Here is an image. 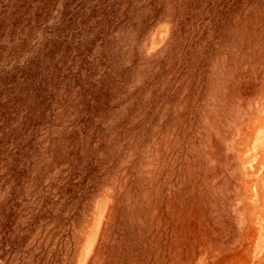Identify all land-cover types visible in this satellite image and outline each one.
Instances as JSON below:
<instances>
[{"label": "rangeland", "instance_id": "rangeland-1", "mask_svg": "<svg viewBox=\"0 0 264 264\" xmlns=\"http://www.w3.org/2000/svg\"><path fill=\"white\" fill-rule=\"evenodd\" d=\"M0 3L24 15L3 44L2 102L25 94L31 56L61 59L28 71L45 78L46 125L15 153L60 216L43 244L0 236V264H104L109 242L139 250L134 264H264V0Z\"/></svg>", "mask_w": 264, "mask_h": 264}, {"label": "trees", "instance_id": "trees-1", "mask_svg": "<svg viewBox=\"0 0 264 264\" xmlns=\"http://www.w3.org/2000/svg\"><path fill=\"white\" fill-rule=\"evenodd\" d=\"M1 1L2 0H0V2ZM7 12L8 10L3 4L0 9V73H8L11 70V68L4 66L2 63L4 60V52L7 50L3 44L8 37L11 36V40L14 38L17 28L24 19L23 5H18L15 10L10 12L11 19L7 17ZM58 56V53H56L54 49H51V53L49 55L46 53L44 59H40V57H35L33 55L29 61L20 65L22 71L19 77L23 80L21 82H24L25 94L21 92L18 98L15 97L18 94L17 90L19 84L17 83L20 80L16 82L17 85L11 87L14 88V90L8 94L7 99L3 102L2 92H0V109L2 106L6 105V110L0 113V120L4 118V122L0 124V165L1 163H12L11 166H7L8 170L5 172L6 180L1 181L0 176V236L1 240L9 242V251H13L16 247L21 246L22 242L32 238L34 234H36L37 237L36 242L41 241L43 244L45 242V238H42L46 226L44 224L45 219L52 220L60 216L53 213L55 210L48 205L50 201L42 202L43 198H46L43 197V194L45 190L50 187V184H47L44 179L39 182L30 181L28 179V173L26 171L23 172L19 167V161H22V159L20 157H15V153H22V149L25 146L23 141L29 131L37 129L40 131V127L46 125L41 110L38 112L35 111L36 108L39 107L37 103L46 100L45 94L47 88L44 86L45 78L38 77L40 75L37 74L32 75L31 72L35 68H39L42 73L46 70L58 69V64H60L61 61ZM30 68L32 71L28 72ZM29 83L31 86L35 85V88L30 89L31 87H27ZM39 98H41L40 101ZM27 100H29V109H25ZM8 119H12L13 124H11V126L14 125L13 128L10 127V124H7ZM8 130H11L9 136L7 135ZM18 136H24V139L22 138L21 142L16 143V138ZM11 155H13L12 161H10ZM37 168L38 172L43 169L40 168V166H37ZM38 174H40V172ZM90 191H92V189H90L89 192ZM51 200H54V198ZM74 216L75 214L70 215V217L66 219L67 221L65 224L59 222L58 225L60 226L61 224V229H57L59 231L55 233V235L61 237L60 243H63L62 240H65L66 237H69V241L70 238L73 237L72 234L74 229L72 220ZM23 224L24 226L22 227ZM66 226H69L68 231L65 229ZM18 227H21V229L18 230ZM9 232L14 235L12 240L7 235ZM109 243L108 250L107 248L105 250L107 251L106 254L112 252V257L109 258V256L106 255L104 264H134V260L140 253L139 250L131 249L129 251L121 246L118 248L116 246L112 250V246H109ZM17 258L20 259L21 256Z\"/></svg>", "mask_w": 264, "mask_h": 264}]
</instances>
